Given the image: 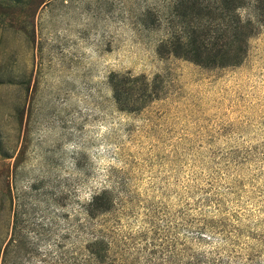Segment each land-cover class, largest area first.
Returning <instances> with one entry per match:
<instances>
[{"label":"rangeland","instance_id":"374dc122","mask_svg":"<svg viewBox=\"0 0 264 264\" xmlns=\"http://www.w3.org/2000/svg\"><path fill=\"white\" fill-rule=\"evenodd\" d=\"M93 237L264 264V0H0V264Z\"/></svg>","mask_w":264,"mask_h":264},{"label":"trees","instance_id":"16d2710c","mask_svg":"<svg viewBox=\"0 0 264 264\" xmlns=\"http://www.w3.org/2000/svg\"><path fill=\"white\" fill-rule=\"evenodd\" d=\"M108 193L104 192L105 201H110L108 197ZM89 243L85 247L86 255H83V258L79 260L76 257H69L66 261L67 264H103L106 256V245L104 246V242L98 238H91L88 240Z\"/></svg>","mask_w":264,"mask_h":264}]
</instances>
